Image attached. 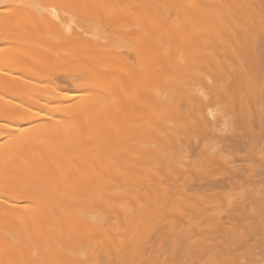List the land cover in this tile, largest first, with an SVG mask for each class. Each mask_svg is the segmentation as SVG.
I'll return each mask as SVG.
<instances>
[{"label": "bare ground", "instance_id": "6f19581e", "mask_svg": "<svg viewBox=\"0 0 264 264\" xmlns=\"http://www.w3.org/2000/svg\"><path fill=\"white\" fill-rule=\"evenodd\" d=\"M43 1L0 0V264L264 263V0Z\"/></svg>", "mask_w": 264, "mask_h": 264}, {"label": "rangeland", "instance_id": "374dc122", "mask_svg": "<svg viewBox=\"0 0 264 264\" xmlns=\"http://www.w3.org/2000/svg\"><path fill=\"white\" fill-rule=\"evenodd\" d=\"M28 1H29V2L31 1V2H32L33 0H28ZM37 1H40V3H43V4L45 3V5L48 4V5L46 6L47 9H48V8H49V9H52L51 7H53V9H57V10H58L57 12H58L59 14H60V13H63L62 15L60 14L62 17H65L66 14H68V11H67V10L70 11V9L72 8V7L69 6V5L67 6L68 8H66L65 4H60V5H61V6H60V5H59V2L56 3V4L58 5V6L56 5V6H57V7H56L55 4H54L56 1H54V2L49 1V2L53 3L54 6H52V5H51L50 3H48L47 1H46V2H44L43 0H37ZM179 1H180L181 3H182V1H185V2H183V3L181 4V3H179ZM179 1H177V0L175 1V0H174V2H173V0H172L171 5H169V7H170L169 10H170L171 14L174 12V10H175V12H176V13L174 12V14H178V15H180V16H181V14H185V15L181 16V18H184V17H185V18H186V17H189V18H190V17H192V16L194 15V13L192 14V12L189 11V9H190V8H191V9H194V8L196 7V4H195V3H197V2H199V3L197 4L198 6H199L200 4H202L201 0H200V1L197 0V2H196V0H187V1H186V0H179ZM202 1H203V0H202ZM213 1H214V0H213ZM237 1H239V0H237ZM241 1H242V2H240V1H239V2H240V3L245 2V4H246V2H247V4H248V3H249L248 1H250V0H241ZM200 2H201V3H200ZM231 2H232V0H231ZM231 2H228L229 5H230V7H232V5H233L232 3H234L235 1L233 0V2H232V3H231ZM31 4H32V3H30V5H31ZM174 4H175L177 7H176ZM231 4H232V5H231ZM243 4H244V3H243ZM248 5H249V4H248ZM42 6H43V5H42ZM48 6H49V7H48ZM63 6H64V7H63ZM173 6H174L176 9H175ZM43 7H44V6H43ZM69 7H70V8H69ZM96 7H100V6H96ZM189 7H190V8H189ZM62 8H63V10H66L67 13H66L65 11H62ZM65 8H66V9H65ZM97 9H98V8H97ZM99 9H100V8H99ZM99 9H98V10H99ZM177 9H178V11H176ZM182 9H183V11H182ZM211 9H212V8H211ZM100 10H101V9H100ZM171 10H172V11H171ZM59 11H61V12H59ZM73 11H74V9H72L70 12L73 13ZM259 11H260L261 14H264V7H263L262 9H260ZM181 12H182V13H181ZM184 12H185V13H184ZM190 12H191V13H190ZM193 12H194V11H193ZM65 13H66V14H65ZM131 14H132V11H131ZM64 15H65V16H64ZM133 15L135 16V13H134ZM136 15H137V14H136ZM195 15H196V13H195ZM195 15H194L192 18H190V20L193 21V18L195 17V18H194V19H195L194 22H196V23L198 24V25H197L198 28L201 29V28H202L201 26H203V24H201V25L199 26V23H198L197 21H200L201 18L203 19V17H202V15H198V14H197V16H195ZM130 16H131V15H130ZM139 16H140V15H139ZM139 16L137 15V17H139ZM200 16H201V18H198V17H200ZM67 17H68L69 19H71L70 14L67 15L66 18H67ZM131 17H132V19L135 18V17L133 18V16H131ZM137 17H136V18H137ZM143 17H146V16H143V15H142V17H140V19L142 18L141 20H143V21H142L143 24L148 23V22H147V21H148L147 17H146L145 19H144ZM178 17H179V16H178ZM196 17H197V18H196ZM162 18H164V19H162V20L165 21V17H162ZM179 18H180V17H179ZM185 18H184V19H185ZM138 19H139V18H138ZM140 19H139V20H140ZM203 20H205V19H203ZM203 20H201V21L204 23ZM145 21H146V22H145ZM163 21H162V23H163ZM201 21H200V23H202ZM145 25H146V24H145ZM108 31H109V30H108ZM136 32H137V28H136ZM109 33H110V32H109ZM138 33H139V32H138ZM138 33H136V34L138 35ZM192 34H193V33H192ZM133 35H135V30H134V32L130 35L131 37H130V36H129L130 38L128 37V39H130V40L132 41V39H133L134 37H136V36H133ZM111 36H112V35H111ZM112 37L115 38V36H112ZM126 37H127V36H125V38H126ZM132 37H133V38H132ZM125 38H123V39H125ZM131 38H132V39H131ZM119 39H120V38H119ZM128 39H127V40H123V41H126V42L129 41V42H127V44H128V43L131 44V43H130L131 41L128 40ZM120 40H121V39H120ZM4 64H7L8 66H10L8 63H5V61H4ZM14 68H19V67H17V66L15 65ZM0 85H1V84H0ZM217 108H218V107H217ZM10 114H11V113H9V115H10ZM12 114H14V113H12ZM5 115H6V114H5ZM179 123L181 124V122H179ZM183 123H184V122H183ZM182 126H183V125H182ZM109 134H110V133H107V135H109ZM107 135H105L106 138H107ZM110 136H111V135H109L108 138L110 139V143L113 145V142H112L113 139H112V136H111V137H110ZM103 138H104V137H103ZM106 138H104L103 140H105ZM108 138H107V139H108ZM109 139H108V140H109ZM108 140H107V141H108ZM107 141H104V142H103V143H104V146H105V144H106L105 142H107ZM107 143H108V144H106V147H107V148L105 147V149H108L109 146L111 145V144L109 143V141H108ZM107 145H108V146H107ZM108 150H109V149H108ZM108 150H107V151H106V150H105V151H104V150L102 151L103 153L105 152V155H104V156H106V157L108 156V157H109V160H108V157H107V158L104 157L105 159H107L106 163H107V162H110L111 167H112V165H114V164H115V165H116V164L118 165V163L121 162V161H119V160H121V159L118 158V157L115 158L116 156L113 157V156H112L113 154H111L112 152H110L109 155H108ZM106 152H107V154H106ZM103 153H101V154H103ZM111 156H112L113 159H111ZM113 160H114V162H115V160H117V161H116L117 163H116V162L114 163ZM112 162H113L114 164H111ZM104 163H105V162H104ZM106 163H105V164H106ZM108 166H109V165H108ZM110 169H111V168H110ZM105 175H107V173H105ZM58 186L61 187L60 184H58ZM56 188H59V187H56ZM58 190H59V189H58ZM119 191H120V192H119ZM119 191H118L119 193L122 192V190H119ZM116 194H117V192H116ZM184 201L186 202V201H187V198H186ZM129 202L132 203V201H129ZM129 202H124L123 204H122V203H121V204H122V206L125 207V205H127V203H128L129 207L132 206V211L135 212L136 209H137V204H135V201L133 202L132 205H131V203H129ZM93 204H94V203H93ZM119 204H120V203H119ZM95 205H99V204H95ZM95 205H92V206H91L90 208H88V209L85 208L86 212H87V210H88V211H90L91 213H93V212H92L93 210H92L91 208H92L93 206H94V208H98V207H99V206H96V207H95ZM128 205H127V206H128ZM122 206L119 205V207H120L121 209H122ZM99 208H100V207H99ZM89 209H90V210H89ZM102 209H104V208H101V210H102ZM91 210H92V211H91ZM95 210H96V209H94V211H95ZM101 210H98V211H97L98 213H97V212H96V213L99 214V213H100L99 211H101ZM90 212H88V213H90ZM102 212H104V210H102ZM50 213H51V212H50ZM94 214H95V213H94ZM60 219H61V218H60ZM60 219H59V220H60ZM66 219H67V218L65 217V220H66ZM69 219H70V218H69V216H68V220H69ZM70 221H71V220H70ZM70 221H69V224H70ZM75 221H76V220H73V221H72V223H71V225H70L71 228H69V229H74L73 231L71 230V231H72L71 234H74V233H76V232H78V233H82V232H83V230H82V226H80L79 223L77 224V223H76L77 221H76V222H75ZM63 222H64V221H63ZM73 222H75V223H73ZM73 224H74V225L76 224V225L74 226ZM73 226H74V227H73ZM79 226H80V227H79ZM72 227H73V228H72ZM76 229H77V230H76ZM74 231H76V232H74ZM81 231H82V232H81ZM37 232H38V233H37ZM37 232H36L37 234H36L35 238H34V237L32 238L33 241H35V242H36L37 240L40 239V235H41V233H42V232H40L39 230H38ZM36 239H37V240H36ZM76 239H77V238H76ZM37 242H38V241H37ZM85 244H86V245H84V246L87 247L89 243L87 244V242H86ZM89 245H90V244H89ZM86 249H88V248H86ZM261 264H264V263L261 262Z\"/></svg>", "mask_w": 264, "mask_h": 264}]
</instances>
